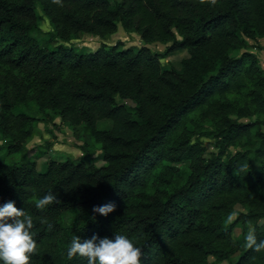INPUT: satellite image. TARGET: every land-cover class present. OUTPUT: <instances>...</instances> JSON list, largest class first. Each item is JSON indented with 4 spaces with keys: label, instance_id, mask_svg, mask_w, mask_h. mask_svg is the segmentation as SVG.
Segmentation results:
<instances>
[{
    "label": "trees",
    "instance_id": "trees-1",
    "mask_svg": "<svg viewBox=\"0 0 264 264\" xmlns=\"http://www.w3.org/2000/svg\"><path fill=\"white\" fill-rule=\"evenodd\" d=\"M43 20L51 33L39 41ZM118 25L170 45L162 54L51 46L80 34L104 40ZM245 39H264V0H0V157L21 155L37 124L58 119L103 161L86 162L89 143L79 160L47 155L43 172L0 158V206L12 201L33 218L31 264H87L67 258L73 237L117 234L141 248V264H264V251L244 247L249 225L264 240V71L253 53L231 56ZM183 51L179 69L162 68ZM194 136L216 151L206 155ZM47 194L60 203L37 209ZM106 204L115 211L93 212ZM236 206L245 211L229 222Z\"/></svg>",
    "mask_w": 264,
    "mask_h": 264
},
{
    "label": "rangeland",
    "instance_id": "rangeland-1",
    "mask_svg": "<svg viewBox=\"0 0 264 264\" xmlns=\"http://www.w3.org/2000/svg\"><path fill=\"white\" fill-rule=\"evenodd\" d=\"M112 3L120 2V0H111ZM48 33H51V29L46 20L40 22V25L36 31L32 33V36L39 41H44L48 38ZM242 37V36H241ZM179 39V37H177ZM244 39V37H243ZM246 40V47L235 51L231 54L233 57H238L243 52H249L256 55L258 58V65L264 71V39H259L256 41ZM116 43H121L122 47L125 48H134L139 49L143 46L147 47L154 54H162L165 48L170 45L162 44L159 42H154L150 44H144L140 37L135 33L125 32L120 25L117 27V31L114 35L107 37L104 40L99 38L80 34L76 39L71 40L70 42L64 44L58 41H55L51 44L52 47L63 45L69 48H72L78 53H92L98 50L102 45L113 46ZM188 54L183 52H177L173 55H170L166 58H162L160 60L161 66L165 70H169L171 68L179 69L180 63L182 60L187 59ZM125 107L132 112L134 108V104L130 101L122 102ZM34 116V111L32 112ZM253 121V119H243L242 123H248ZM55 125L52 126L50 124H37L34 135L32 139L27 143L24 152L18 156H3L1 157L3 160L14 163L19 161L20 159H30L36 163L37 171H44V162L46 160L47 155L51 157L64 158L70 157L75 160H79L82 157V153L79 149L81 145L84 143H89L90 141L88 137L81 132L80 137L81 140H76L72 135V130L68 124H61L58 119L55 120ZM98 129L107 128L108 125L106 123H98ZM199 142L203 145L206 155L214 153L216 151L214 146V141L209 138L194 136L191 139V143ZM1 143V142H0ZM240 148H230L229 153H235L240 151ZM88 152L90 154V158L86 160L89 165H93L95 167H101L103 165L102 154L97 146L89 145ZM182 171H187L186 163L180 164L178 166ZM245 210L240 206H236L234 210L233 217H235L238 213L244 212ZM65 224L69 221V217L64 219ZM235 238L238 239L241 234V230L237 229L234 232ZM213 261V259H210ZM221 264H227L226 262Z\"/></svg>",
    "mask_w": 264,
    "mask_h": 264
},
{
    "label": "clouds",
    "instance_id": "clouds-1",
    "mask_svg": "<svg viewBox=\"0 0 264 264\" xmlns=\"http://www.w3.org/2000/svg\"><path fill=\"white\" fill-rule=\"evenodd\" d=\"M215 4L216 0H211ZM60 203L57 196L47 194L35 202V207L44 210L48 206ZM114 204L94 207L93 212L107 216L115 211ZM233 216H229L231 222ZM49 230L52 225L46 220ZM33 218L23 209H18L12 201L0 206V262L3 264H31V258L38 251V244L34 239L32 229ZM244 247L255 252L264 251V240L257 241L256 228L249 225L244 236ZM143 253L131 239L124 235H115L114 239L93 236L89 240L81 241L74 236L67 249V258L79 256L86 258L87 264H141Z\"/></svg>",
    "mask_w": 264,
    "mask_h": 264
}]
</instances>
